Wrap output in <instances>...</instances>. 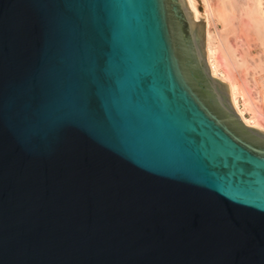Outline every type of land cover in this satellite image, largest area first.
Instances as JSON below:
<instances>
[{
    "label": "water",
    "instance_id": "water-1",
    "mask_svg": "<svg viewBox=\"0 0 264 264\" xmlns=\"http://www.w3.org/2000/svg\"><path fill=\"white\" fill-rule=\"evenodd\" d=\"M0 264H264L197 0H0Z\"/></svg>",
    "mask_w": 264,
    "mask_h": 264
},
{
    "label": "bare ground",
    "instance_id": "bare-ground-1",
    "mask_svg": "<svg viewBox=\"0 0 264 264\" xmlns=\"http://www.w3.org/2000/svg\"><path fill=\"white\" fill-rule=\"evenodd\" d=\"M197 3L200 9V13L202 14V18H204L206 21V50L212 73L229 84L234 106L241 117L244 119V121L250 125L259 127L264 130V126L261 124V122H259L261 117L263 118L264 115L259 110L260 108L254 102V100H252V98H248L249 105L252 109L253 114L251 118H247L245 116L244 112L240 108V105L238 104V95L246 93L244 92V87L242 88L241 84L236 80L238 74L237 72H239V68L244 64V60L242 59L239 62L234 58L232 53L225 52V49L223 50V38L221 32L227 30L234 31L235 26L238 25L234 22V20L239 17H244L245 21H243L244 23H241L245 25L247 30L252 32L251 34H253L254 37L252 36L251 38H254L258 45H260V47L264 51V0H217V2L212 3L209 0H197ZM235 14L239 15L236 16ZM217 22L220 23L221 30H217V33L214 31V34L211 31V25L216 24ZM261 60L262 59L260 58L259 63H257L258 67L263 66V62H261ZM219 66H223L226 69L227 76H221L218 73L217 68Z\"/></svg>",
    "mask_w": 264,
    "mask_h": 264
},
{
    "label": "rangeland",
    "instance_id": "rangeland-1",
    "mask_svg": "<svg viewBox=\"0 0 264 264\" xmlns=\"http://www.w3.org/2000/svg\"><path fill=\"white\" fill-rule=\"evenodd\" d=\"M209 1L211 3L217 2V0H209ZM235 15L237 16L239 14H235ZM243 18L244 17H242V18L239 17V18L235 19L239 23L234 20V22L236 24H238L235 26L234 31L233 30L221 31L222 32V38H223L222 48H223V50L225 49V52L232 53L234 58L236 60H238L239 62L242 59L244 60V64L239 68V70H238L239 72H237L238 73L237 74L238 79L236 77V80L238 83L241 84L242 88L244 87L243 88L244 92H246L247 94L244 93V94L238 95L237 100H238V104L240 105V108L244 112L245 116L247 118H251L253 114H252V109L249 105L248 98H252V100H254V102L260 108L259 110L264 115V51L260 47V45H258L256 40L254 38L253 39L251 38L253 36V34H251L252 32L247 30L245 25H243L241 23V22L245 21V18L244 19ZM212 26H214V27H212ZM244 27H245V30H244ZM217 30H219V31L221 30V25L219 22L211 25V31L214 34H215V32L217 33ZM258 58L262 59L261 60V62H263V64L261 63L263 65L262 67L257 66V63H259ZM257 60H258V62H257ZM217 69H218L217 70L218 73L221 76H227V71L223 66H219ZM260 120H259V122H261V124L264 126V122H263L264 117L263 118L261 117Z\"/></svg>",
    "mask_w": 264,
    "mask_h": 264
}]
</instances>
